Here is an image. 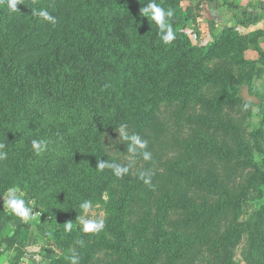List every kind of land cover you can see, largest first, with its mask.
<instances>
[{"label": "trees", "instance_id": "16d2710c", "mask_svg": "<svg viewBox=\"0 0 264 264\" xmlns=\"http://www.w3.org/2000/svg\"><path fill=\"white\" fill-rule=\"evenodd\" d=\"M139 1L132 17V0H20L16 12L0 2V144L8 152L0 197L18 186L50 221V237L70 235L74 250L48 264H70L73 252L79 264H235V245L264 244V168L254 161L261 128L249 139L239 127L251 114L239 111L253 102L241 96L246 84L210 69V58L196 63L183 0H156L174 13L169 44L142 12L148 0ZM41 9L55 22L33 15ZM125 123L152 159L137 156L120 179L96 166L129 163L118 132ZM33 139H46L48 150L37 156ZM247 162L254 171L245 172ZM141 172L152 174L150 184ZM254 175L261 182L246 181ZM2 198L0 230L19 219ZM85 200L102 201L98 233L85 234L77 220ZM245 204L253 205L247 214ZM22 232L20 221L0 240L12 246Z\"/></svg>", "mask_w": 264, "mask_h": 264}, {"label": "rangeland", "instance_id": "374dc122", "mask_svg": "<svg viewBox=\"0 0 264 264\" xmlns=\"http://www.w3.org/2000/svg\"><path fill=\"white\" fill-rule=\"evenodd\" d=\"M132 2L129 17L142 4L139 0ZM182 4L190 19L186 34L200 47L195 55L196 63L210 58V69L213 72L227 71L242 84H248L251 92L260 97L258 104H248L239 111L251 112L249 117L244 119L242 113L238 116L242 117L239 127L243 134L249 136L247 138H251L250 132L255 125L261 128V139L254 151V161L264 168V0H183ZM209 43H215L211 51L204 47ZM213 85L209 84L210 87ZM244 168L245 172L254 171L248 162ZM246 178V181L255 183L262 180L255 175ZM252 206L245 204L243 212H251ZM104 215L102 201H92L91 209L86 213L82 210L77 220L81 223L82 217L96 220ZM33 216L28 223L22 221L23 232L14 245L10 246L8 241L0 240V264H48L50 257H59L65 250H74L75 244L70 235L62 232L50 237V221L38 212H33ZM20 221L17 219L2 227L0 239L12 233ZM258 224L264 229V212ZM70 247L73 249L70 250ZM230 253L235 264H264V244L253 246L242 242L235 245Z\"/></svg>", "mask_w": 264, "mask_h": 264}, {"label": "clouds", "instance_id": "9594fccd", "mask_svg": "<svg viewBox=\"0 0 264 264\" xmlns=\"http://www.w3.org/2000/svg\"><path fill=\"white\" fill-rule=\"evenodd\" d=\"M2 2V0H0ZM20 3V0H7V7L10 11L16 12L17 4ZM142 12L145 17L149 18L155 22L159 29V34L164 44H169L175 39V33L173 31L172 25L170 23V19L173 16V11L171 9L165 10L160 4L156 3V0H148L146 6L142 8ZM33 15L42 17L43 19L55 22V18L52 17L46 10H39L33 12ZM128 125L122 124L119 129V136L120 138L127 142V151L130 154V161L125 166L115 162H107L101 161L97 164L96 168L99 171H103L105 168H109L113 170L114 175L117 178L123 179L126 176L132 164L135 162L137 156H140L145 161H149L152 159L151 152L147 151V141L143 140L138 134L136 133H129L128 132ZM48 141L46 139H33L31 143V147L34 153L39 156L45 153L48 150ZM4 144H0V161L7 160L8 152L4 151L5 149ZM152 174L147 172L140 173V179L144 181L145 184L151 183ZM27 193L25 191H21L18 186H10L5 191L6 199H3V206L10 210L11 214L18 217L24 223H28L31 221L34 216V206L35 204H28L25 201V196ZM92 207V202L85 200L80 204V208L86 213ZM72 225L69 223L67 225V230L71 231ZM104 228V221L103 220H90L86 218H81V229L85 234L88 233H98L102 231ZM82 245L83 241H79ZM70 264H79V257L78 255L73 252V254L67 257Z\"/></svg>", "mask_w": 264, "mask_h": 264}, {"label": "water", "instance_id": "95a60500", "mask_svg": "<svg viewBox=\"0 0 264 264\" xmlns=\"http://www.w3.org/2000/svg\"><path fill=\"white\" fill-rule=\"evenodd\" d=\"M241 96L243 97L244 101H251L254 104H258L260 102L259 96L255 93H251L247 84L242 87Z\"/></svg>", "mask_w": 264, "mask_h": 264}]
</instances>
